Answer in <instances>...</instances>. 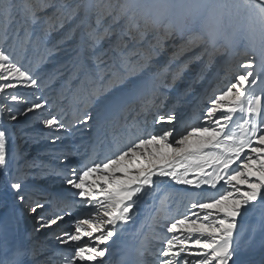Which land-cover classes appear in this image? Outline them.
<instances>
[{
  "label": "snow or ice",
  "instance_id": "snow-or-ice-1",
  "mask_svg": "<svg viewBox=\"0 0 264 264\" xmlns=\"http://www.w3.org/2000/svg\"><path fill=\"white\" fill-rule=\"evenodd\" d=\"M246 2L255 9L258 23V29L253 28L246 35L252 54L239 63L240 72L213 90L202 117H197L194 124H186L187 131L176 132L175 112L162 115L156 111L153 121L161 126L158 133L145 132L134 119L126 134L113 138L103 159L90 158L78 168L56 172L73 198L57 197L47 202L50 207L34 199L36 191L29 190L23 179L11 172L6 148L8 133L0 129V178L14 203L23 205L32 214L42 212L38 216L40 228L56 226L65 216L74 215L71 230L56 236L58 243L70 251L53 254L45 264H56L55 255L62 257V264H107L109 242H114L113 238L132 221L137 201L156 186L157 178L195 189L206 185L218 192L211 198L201 196L190 201L191 209L199 212L165 219L166 234L153 237L162 241L161 246L152 251L141 241L136 264H149L144 259L145 251L153 257L151 264H248L240 256L253 248L254 237L243 241L238 217L257 202L264 204V0ZM17 7L25 19L36 23L40 19L38 11L56 6L49 2L35 7L30 0L17 5L8 0L3 7L5 39L8 22L13 19L12 9ZM80 8L77 5L71 9L68 18ZM84 8L95 17V26H88L85 42L87 59L91 61L85 78L98 83L89 104L104 97L97 113L98 121L103 123H111L106 116L117 110L126 114L132 108L130 100L141 104L142 113L158 110L156 100L162 94L161 89L169 86L162 73H153L147 80L133 79L149 68L148 61L155 49L142 56L139 50L129 47L125 37L139 43L151 30L158 33L160 47L162 40L179 37L183 43L175 54L178 56L199 44H214L230 17V5L193 6L184 0H135L119 7L110 0H95ZM56 11L61 12V8ZM121 20L125 21L122 26ZM112 37H115L110 49L113 54L96 51ZM138 56L143 63L134 59ZM82 67L77 65V72ZM177 77L178 73L174 74L173 81ZM0 81H3L0 93L18 86L39 87L38 79L3 50H0ZM11 100L19 102L21 97L12 94ZM45 106L46 102H33L27 111L42 110ZM2 110L8 113V119H18L9 106H3ZM92 119V114L86 111L78 122ZM43 124L57 131L66 128L55 115L45 118ZM261 232L260 245L264 248V226ZM36 256V249L17 239L7 222L0 219V264H40Z\"/></svg>",
  "mask_w": 264,
  "mask_h": 264
},
{
  "label": "rangeland",
  "instance_id": "rangeland-1",
  "mask_svg": "<svg viewBox=\"0 0 264 264\" xmlns=\"http://www.w3.org/2000/svg\"><path fill=\"white\" fill-rule=\"evenodd\" d=\"M216 1H219L220 4L230 5L233 3L232 1L234 0H224V1L216 0ZM236 1H240V0H236ZM4 2L5 4H7L8 0H4ZM13 2L19 5L23 2V0H13ZM30 2L35 7H40L42 4L49 2L55 4L56 7H43L40 11H38L37 15L40 19L36 23H32L30 20L25 19L22 16L19 7L12 9L13 19H11V21L8 22L7 39H5V31L4 30L2 32L0 31V50H3L7 55L11 57L13 62L17 63L16 61L17 59L14 56L17 47V50H19L18 52L19 61L17 63L18 66L22 67V69L27 70L34 76V73H32L29 70L34 65L38 64L36 61L40 59L44 61L43 63L39 62L40 67L36 66L39 70H41L43 66H45L48 62L50 61L53 62V60L58 61L62 57H67L77 50L80 39L79 34L81 32V29L87 25L86 21L89 15V12L85 10L84 5H87L90 2L89 0H35V1L30 0ZM110 2L116 5L117 7H119V5L124 3H134L135 0H110ZM77 5H81L79 12L75 16H71V18H68L71 9L75 8ZM57 8H61V12H57L56 11ZM2 9L3 8L0 7V23L2 22L6 23V21L3 19V12H1L3 11ZM49 10L57 14L47 16ZM129 15H131V11L129 12ZM238 15H240L239 10L230 11V17L228 18V20L226 21V23L224 24V26L220 31V33L223 36L229 35L228 32L231 26L237 20ZM49 17H51L50 20L48 19ZM89 20H91V22H93L92 24H94L95 17L91 18L90 15ZM245 20L246 23L244 25V28H242L243 38L239 40L237 46L235 47L237 49L235 52L236 56L230 62V64L232 63L230 66H221L222 61L227 54V49H225L226 48L225 39L227 38H223V40L220 38L218 44L216 43V45L213 48L210 47L209 43H202L196 46L195 48H192L190 51H185L183 54L177 56L175 54L179 52L180 45L183 43V40L179 37H172L162 40V47L157 45L156 38L158 33L151 30L147 32L143 41L139 43L137 42L136 39H129L128 37H125V40L128 41L129 47L135 48L137 50H141L140 52L142 56H147L149 52L155 49V54L152 55L151 59L148 61L149 68L145 69L143 72L138 73L137 74L138 76L141 73L144 74L146 72H149L150 69L153 68L155 62L161 61L166 66V71L163 77L169 86L161 89L162 94L156 100V103L159 105V108L158 110H154L153 113L156 114V111H158L159 114H162V111H159L160 108H163L162 104L168 102V99L171 98V95L173 94L174 91L177 90V87H179L182 84H186L185 82H189L187 81V79H191L193 78V76L196 75L197 77L192 79V81L186 85L185 94H183V96L178 101V107H181L180 109L183 108V110H185L188 107V105L192 104V102L195 99H197L199 92L202 91V93L200 94L201 97L199 101L197 100L195 101L198 113L196 112L193 118L192 117L189 118L178 132L182 130L187 131L188 129L185 128L186 124H194L196 123L197 117H202L206 108L209 106L208 97L212 95L213 90L217 87L223 86L230 79H232L238 72H240L241 69L239 68V63L242 61H246L249 58V56H251L252 54L251 49L247 46L248 40L246 39V35L253 28L258 29L255 9L252 8L250 9V11H247ZM105 23H107V21ZM124 23L125 21L121 20V25H123ZM71 27L73 28L72 33L70 30ZM140 27L141 30H143L144 28L143 21L140 22ZM159 35L162 36V32L159 33ZM186 38H187V33L185 34L184 39ZM16 40H19V44L15 42ZM15 43H17V46ZM111 45L112 43L110 40H105L97 47L96 51L97 52L106 51L109 52L110 54ZM139 45H143L141 49L138 48ZM246 52L248 53L247 55L245 54ZM139 57L142 60L141 63H143L144 62L143 59L141 58V56ZM257 62H258V58H257ZM200 65H203L204 69H202L201 72L197 73L196 70ZM219 65H220V69L218 71L219 74L218 76H220L219 80L223 79L224 83L221 84V82H219L217 83L216 85L217 87H216L215 86L216 83L213 82L210 85H208V87H205L206 83L208 82L207 80L212 76V74L216 71ZM72 70L74 69L73 68L65 69V72ZM86 70H87L86 66H83L81 70L78 72V74L82 72L85 73ZM177 73H178V77L175 79V81H173V76L174 74ZM138 76L133 78L136 79L138 78ZM0 83H3V81H0ZM60 84H61V80L59 79H53L51 81V86L53 87H57ZM93 85L94 84L91 83L90 87L93 88ZM42 91L43 90H41L40 86L36 88L18 86L15 89H7L4 93H0V96L5 94L9 95L6 101L8 102L11 100L10 95L15 94L16 92V95L21 97V100L19 102H16L15 106H11V109L17 113L19 119H22L23 117L26 120L27 117L25 115L27 112V108L33 103L32 99L34 97L36 98L43 96ZM6 102L3 103V106L5 105L8 106V103ZM104 102H105L104 97H100L98 99L93 100L91 104H89V99L87 102H82L81 107L84 108V113L86 111L88 113H91L93 119L87 121L86 123H79L78 120H75L71 123V125L67 126L68 130L75 131L76 133L82 131L83 133L82 135L90 137V135L94 133L93 129H95L94 127L96 126L97 123V113L100 111V108ZM129 103L132 104V108L126 114L121 113L122 115L120 121L117 124L118 128L120 129L127 130L128 126L131 125V123L134 121V119H136V117L146 118V116H144L145 114L141 112V104L139 102L137 103V105H135L136 102L134 101H130ZM3 106L1 108V114L5 117H8V113L2 110ZM170 112H175L176 116L179 113L176 112V109L171 110ZM82 115H80V117H82ZM64 116L66 117V114H64ZM12 123L13 122H11L10 124ZM156 125L157 124H155V126ZM112 126L113 125H111L109 129L110 132L108 134V138L106 139V141L114 137L118 138L117 135L119 134V130L118 128L116 129L113 128ZM155 126L153 127V126L143 125L142 128L145 132H155V133L160 132L161 129L160 131H158V129H155ZM43 129H47L46 126H41V128L32 129L30 132L31 134H33L31 140L24 139L21 137L19 138L17 137V139H15V142L17 144L19 143L18 145H20L23 142L20 153L21 154L25 153L26 155L25 159H31L29 163L26 164L27 161L25 162L26 165L22 161V164L25 165L23 167L24 168L23 173H26L27 175V178L25 180L33 176L35 178L38 177V175L35 174L34 171L40 172L41 170L42 175L48 172L47 171L48 167H41L39 161L40 159L46 157L47 155L46 152H48L50 147L53 146L54 148L52 147L51 149L52 150L54 149V151L57 152L60 151L56 149L58 145H56L55 143L53 144L50 140H48V138L44 136V133H41ZM38 131L41 134L37 133ZM25 145L27 146L24 149L23 147H25ZM61 150H63L61 153L67 151V149L64 148H62ZM68 154H70L72 158L77 157L72 150H69ZM73 163L79 164V162H77L76 160L73 161ZM158 180L159 178H157V181ZM43 181L31 185L28 184V186L31 187L32 190L36 191V195L34 196V199H39L41 202H45L46 206L50 207V205H47V202L51 201L50 194H54L56 197L66 196L65 194L67 191L66 187H61L62 186L61 184H58L56 186L54 184L52 185L50 183ZM186 186L188 185H184L182 187H186ZM203 187L208 188V191H206L205 193L212 194L214 196L217 195L216 192H218V189H211L206 185L201 186V188ZM190 188L191 187L187 189L189 192L191 191ZM192 190H193L192 192L197 191L196 189H192ZM205 193L203 192L201 196H205ZM146 202L147 204H150L149 199ZM22 211H23V215L27 216V212H25L24 208L22 209ZM41 214L43 213L42 212H38L37 214L30 213V216L27 217L26 221H28L29 224L31 223L30 226H32V231L30 233V238L28 242L30 243L32 242L31 246L36 249L37 252L36 258L40 262V264H45V262L48 260V257L53 256V254L58 253L60 251H66V252L70 251L69 248L58 243V241L56 240V236L61 232H67L71 230V223L74 219V215L65 216L64 220L56 226L40 228L38 224V216ZM245 214H243L242 217H238V223H240L242 218H244ZM201 215H203V213H201ZM251 215L256 219H259L260 226L256 228L255 231L254 229L252 231L247 230L245 233L242 234V237L246 236L243 237V241H247L250 237H254L253 248L250 251L245 252V254H243L242 256H240L241 259L246 260L247 262H251L255 258V256H257L258 253H262L264 251V248H262L260 245V240L262 238L261 228L262 226H264V206H261L260 209L258 210L253 209ZM160 222L157 225L158 230L155 232L156 235L155 233H152L153 234V235L151 234L152 236L163 237L166 234V230L164 227L165 220L163 221L164 223H160ZM34 223H35V227L33 226ZM147 225L149 226V224ZM161 225H163V230H160ZM248 231H250V233ZM253 232H255L254 235ZM248 233L250 234V237ZM167 235H171V234H167ZM161 243L156 246L159 248L161 246ZM55 260H56V264H62L61 256Z\"/></svg>",
  "mask_w": 264,
  "mask_h": 264
},
{
  "label": "bare ground",
  "instance_id": "bare-ground-1",
  "mask_svg": "<svg viewBox=\"0 0 264 264\" xmlns=\"http://www.w3.org/2000/svg\"><path fill=\"white\" fill-rule=\"evenodd\" d=\"M89 2L94 3L95 0H89ZM184 2L191 4L193 6L198 5V4H203V3H209V4L219 3V1H216V0H184ZM232 2L233 3L230 4V11L239 10L240 15H238L237 20L231 26L228 32L229 35L223 36L219 32V35L215 39L214 44H210V47L213 48L216 45V43L218 44V41L220 38L222 40L223 38H227L225 39V45H226L225 49H227V54H226V57L223 59L221 66H230L232 64V63L230 64V62L236 56L235 52L237 49L235 47L237 46L239 40L243 38L242 28H244V25L246 23L245 18L247 15V11H250V9H252V8H249L246 0H240V1L234 0ZM4 4L0 5V7L3 8ZM54 13L55 12H51V10H49L47 16H51ZM90 15H91V18L94 17V15L89 12V15L86 21L87 25L81 29V32L79 34V38H80L79 46L74 53H72L71 55L67 57H62L58 61L53 60V62L51 61L48 62L45 66H43L41 70H39L37 67H40L39 62L40 63L44 62L42 59L36 61L38 64L30 68L29 71L34 73V77L38 79L39 86L41 87V90H43L42 91L43 96L36 97V98L34 97L32 99V102H46V106L42 110H34L33 112L27 111L25 115L27 117L26 120L22 117V119L18 118L17 120L13 121L1 114V108L3 106V103L7 101L9 95L5 94V95L0 96V129L6 130L8 133L6 148L8 152V158L10 161V169L13 174L23 179L25 185L27 186L29 190H32V189L31 187L28 186V184L31 185L34 183H39L44 180L43 182H47L52 185L54 184L57 186L58 184H61L62 185L61 187H66L67 191L65 193L66 194L65 197L73 198L71 196V192L69 191L68 187L62 184L63 183L61 181L62 177L56 175V172L67 171L72 167L78 168L82 164L87 162L90 158H93V157H99L100 159H102L103 156L107 155L109 147L111 146V142L113 140L112 138L106 141V139L108 138V134L110 132L109 129L111 125H113L112 127L115 129L118 128L117 124L119 123L121 115H122L119 112V110H117L113 114H108L106 116V119L112 121L111 123H103L102 121H98L97 119L96 126L94 127L95 129H93L94 133L90 135V137L82 135L83 133L80 130H79L80 131L79 133H76L75 131H71V130L69 131L67 128V126L71 125L73 121L78 120L77 117L79 118L80 115L84 113V108L81 107V103L87 102L88 99L91 98L92 91L98 86V83L94 79L93 81L90 82L89 80L85 78L87 70L85 71V73L82 72L78 74L77 72V65L82 64L83 66H86V69H88V66L91 64V61L87 59L88 52H87V46L85 43L87 40L86 33H87L88 26L90 24L94 26V24H92L93 22L89 20ZM0 28H1L0 29L1 32L5 29V22L0 23ZM72 29L73 28L71 27L70 28L71 33H72ZM114 39L115 38H112L109 40L112 43V40ZM15 42L19 44V40H16ZM17 43H15L16 46H17ZM80 43H81V46H80ZM142 46L143 45H139L138 48L141 49ZM18 52L19 50H17V47H16L14 56L17 59L16 60L17 63L19 61ZM110 54L112 53L110 52ZM134 59L142 61L139 56L135 57ZM72 68L74 70L65 72V69H72ZM202 69H204L203 65H200L197 68L196 72L199 73L201 72ZM219 69H220V65L219 67H217L216 71L212 74V76L207 80L208 82L206 83L205 87H208V85H210L213 82L216 83L215 86L219 82H221V84L224 83L223 79L219 80L220 79V76H218ZM165 71H166V66L164 65V63L161 61H158L154 63L153 68H151L149 72H146L144 74L141 73L139 74V76L137 75L138 78L136 79L147 80L151 77L153 73H162L164 75ZM196 77L197 76L195 75L193 76V78L187 79V81L189 82H185L186 84H182L181 82L182 85L177 87V90L173 92V94L171 95V98L168 99V102L165 104H162L163 108H160L159 110V111H162V115L167 114L171 110H174V109H176V112H179L177 114V120L174 122L176 132H178L181 127H183L184 123L189 118L191 117L193 118V116L197 112L195 101L196 100L199 101L201 97L200 94L202 93V91L199 92L200 96L198 95L197 99H195L192 102V104L188 105V107L185 110H183V108L180 109L181 107H178V101L183 96V94H185L186 85L190 83L192 79ZM53 79L61 80V84L57 87L51 86V81ZM91 83L94 84L93 88L90 87ZM257 91H259V89ZM134 102H136L135 105H137L138 101H134ZM6 103H8V106L10 108L11 106H15L16 104V102H13L12 100ZM153 112L147 113V114L144 113L145 114L144 116H146V118L136 117L135 120L138 121L141 126L146 125V126L154 127L155 124L153 123L154 122L153 116L155 115V113ZM64 114H66V117L64 116ZM52 115L59 117L61 120L64 118L62 121L66 125V128L63 130L57 131L55 129H50L46 127L47 129H43L41 133H44V136L48 138V140H50L53 144L55 143L56 145H58L56 149L60 151L57 152V151H54V149L52 150L51 149L53 147L52 146L50 147L48 152H46L47 153L46 157L40 159L39 163L41 164V167H48L47 171L49 172L50 170L49 173L47 172L46 174L42 175L41 170L40 172L34 171V173L37 174L38 177L35 178L33 176L34 178L30 177L29 179L25 180L27 178V175L26 173H23V169H24L23 167L27 163H29L31 159H25L26 157L25 153L23 154L20 153L23 142L20 145H18L19 143L17 144L15 142V139H17V137L18 138L21 137L24 139L31 140L32 135H33L30 133L31 130L41 128V126H45L43 124V120ZM113 115H115L114 120L112 119ZM11 122L13 123L10 124ZM155 129H158V131H160L161 126L156 125ZM118 130H119V134L117 135L118 138H121L122 135L126 134L128 131V129L124 130L120 128H118ZM37 133L41 134L39 131ZM56 136H60V139L56 140L55 139ZM27 145H25V147L23 148L25 149ZM62 148L67 149V151L66 152L64 151V153H61L63 151L61 150ZM69 150H72L73 153H75L77 157L72 158V156L68 154ZM75 160L79 162V164L78 163L74 164L73 161ZM22 161L24 164L26 161L27 162L25 165H23ZM182 186L184 185L175 184L174 181H170L167 179H164L162 181L158 180L156 186L148 194L141 195V197L137 201L136 207L133 210L134 215H133L132 221H130L129 224L123 228V230L119 233L118 236L113 238L114 242H111V241L109 242V253L107 254L105 258L107 264H120L122 262V258L119 252L120 250L123 249L125 245L129 246L130 244H133V246H135L134 254L136 255V259H135L134 264H136L137 259H138L137 249L141 248V241H144L146 247L151 248L152 251H155L158 248L156 245L161 243L159 239H153L154 236H152L153 235L152 233H155L158 230L157 225L159 224L160 221H162L160 223H164L163 221L167 218H172V217L179 218L185 214L190 216L192 211L199 212L198 209H191L190 201H195V200L200 199L203 192L205 193L206 191H208V188L203 187L201 189H196L197 191L192 192L193 191L192 189H195V188H193L192 186H189L191 187L190 188L191 191L189 192L187 190L189 188L188 186L186 187H182ZM204 197L211 198V197H214V195L205 193ZM56 198L57 197L54 194H50L51 201L53 199L55 200ZM148 199L150 200V204H147L146 202ZM7 201L10 202L11 208L15 212V216H16L15 225H14L15 236L17 237V239L22 240L24 243H26L29 247H32L31 246L32 242L31 243L28 242L30 238V233L32 231V226H30L31 223L29 224L28 221H26L27 217L30 216V213L27 212V216L23 215L22 209L24 208V206L19 205L18 203H14L12 194L3 187V181H2V178H0V207H1V204H3V202H7ZM261 206H264V204L257 202L254 207H251L249 211L246 212V214L244 213L245 214L244 218H242L240 223H238L239 232L241 234L245 233L247 230L252 231L254 229L255 231V229L260 226L259 219H256L255 217H253L251 213L253 209L258 210L260 209ZM147 224H149V226ZM33 226L35 227V223ZM160 230H163V225H161ZM248 232L250 233V231ZM254 233L255 232H253V235ZM243 237H246V236H243ZM249 237H250V234H249ZM63 252H66V251H63ZM59 257L60 255H55V259H58ZM144 259L149 261V264H151L153 257L148 256L147 251H145ZM248 264H264V251L262 253H258L257 256H255V258L251 262H248Z\"/></svg>",
  "mask_w": 264,
  "mask_h": 264
}]
</instances>
